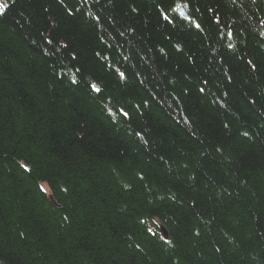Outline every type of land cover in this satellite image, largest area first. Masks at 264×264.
I'll return each instance as SVG.
<instances>
[{
    "label": "trees",
    "instance_id": "obj_1",
    "mask_svg": "<svg viewBox=\"0 0 264 264\" xmlns=\"http://www.w3.org/2000/svg\"><path fill=\"white\" fill-rule=\"evenodd\" d=\"M179 2L0 0V264H264V0Z\"/></svg>",
    "mask_w": 264,
    "mask_h": 264
},
{
    "label": "snow or ice",
    "instance_id": "obj_2",
    "mask_svg": "<svg viewBox=\"0 0 264 264\" xmlns=\"http://www.w3.org/2000/svg\"><path fill=\"white\" fill-rule=\"evenodd\" d=\"M13 2H14V0H13ZM85 2H86V0H85ZM10 7H11V5H9V4H7V3H0V15L5 14L6 11L9 10ZM185 7H189V5H188V3H187V0H180V2H179V3H176L175 6L171 7L170 10H171L172 12H176V13H178V15H180L183 19L187 20V21H188L193 27H195V28H197V29H200V28H201V24H200L198 21L194 20L192 16H190V15H188V14H186V13H183V12L181 11V9H182V8H185ZM160 8H161V15H162L163 19L166 20V21H168L170 24H174V23H175V20L172 19V18L169 16L168 12H166V11L163 10V6H162V5L160 6ZM69 12H71V9H69ZM95 19L99 20L100 18H99V17H96ZM215 23H216L217 25H220V24H221V19H220L219 16L215 17ZM262 23H264V22H262ZM221 35H222V36H226V37H232V36L234 35V32H233V30H232L231 28H229L226 32H221ZM46 42H47L49 45H52V44H53V40H52L51 38H46ZM62 47H65V48H66L67 45L64 44V45H62ZM175 47H176L177 49H179V48H180V45L177 44ZM227 47H228V48H233L234 45H233L232 43H228V44H227ZM97 55H99V53H97ZM72 58L75 59V56H73ZM109 59H110V58H109ZM124 59H127V57H124ZM248 63H249L253 68H255V65H252L251 60H249ZM79 71H80V70L77 68V69H76V72H79ZM117 74H118V76H119V78H120L121 80H126V79H127V76H126V73H125V72H123V71H119V70L117 69ZM229 79H230V77H229ZM70 80H71V83H73V84H77V83H78V81H77L76 76H75L74 73L70 75ZM203 83H204L205 85H207L208 82H207V81H204ZM87 86L90 88V90H91L92 92H94V93H96V94H101L102 91H103L102 88H101L100 86H98V84L95 83V82H91V81H90V82H88V85H87ZM199 91H200L201 93H203V92L205 91V88L201 87V88L199 89ZM108 111H109V112H112V109H108ZM116 111H117L119 114H121L123 117H128V116H129V113L126 112L123 108H117ZM138 135H139V133H138ZM243 135H244V136H248L249 134H248L247 132H244ZM22 167L25 168L26 170H28V165H27V164L22 165ZM41 190H42V191H46V189L43 188V186H41ZM142 223L144 224V227H145V229H146V231H147L148 233H150V234H152V235H154V236L156 235V233L153 232V229H152L151 227H148V221H143ZM153 223L157 224L158 226H161V222H159V221L153 220ZM160 238H161V239H164L163 236H161ZM166 242H167V243H170V241H166ZM137 247H139V245H137Z\"/></svg>",
    "mask_w": 264,
    "mask_h": 264
}]
</instances>
